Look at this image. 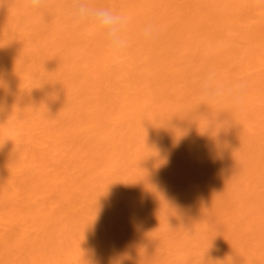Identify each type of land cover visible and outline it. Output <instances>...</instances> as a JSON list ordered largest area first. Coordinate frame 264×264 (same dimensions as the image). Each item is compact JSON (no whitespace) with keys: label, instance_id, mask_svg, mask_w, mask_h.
<instances>
[{"label":"bare ground","instance_id":"6f19581e","mask_svg":"<svg viewBox=\"0 0 264 264\" xmlns=\"http://www.w3.org/2000/svg\"><path fill=\"white\" fill-rule=\"evenodd\" d=\"M88 2L0 0V264H264V0Z\"/></svg>","mask_w":264,"mask_h":264},{"label":"clouds","instance_id":"9594fccd","mask_svg":"<svg viewBox=\"0 0 264 264\" xmlns=\"http://www.w3.org/2000/svg\"><path fill=\"white\" fill-rule=\"evenodd\" d=\"M45 5V0H29L28 10H39ZM67 16L73 26L91 24L100 31L106 41L109 51L113 55L123 53L129 44L126 36L128 17L106 7H93L88 0H73L67 10ZM146 40L155 38L156 30L153 25H146L142 30ZM205 91L210 96L221 94L220 88H212L210 84L205 85Z\"/></svg>","mask_w":264,"mask_h":264}]
</instances>
